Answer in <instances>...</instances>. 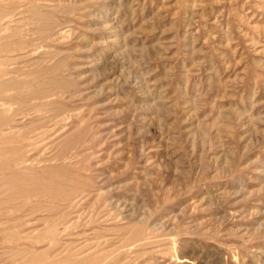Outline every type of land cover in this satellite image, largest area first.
<instances>
[{"label": "rangeland", "instance_id": "1", "mask_svg": "<svg viewBox=\"0 0 264 264\" xmlns=\"http://www.w3.org/2000/svg\"><path fill=\"white\" fill-rule=\"evenodd\" d=\"M0 264H264V0H0Z\"/></svg>", "mask_w": 264, "mask_h": 264}]
</instances>
